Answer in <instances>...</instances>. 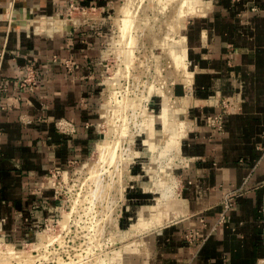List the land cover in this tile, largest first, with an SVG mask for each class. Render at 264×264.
Listing matches in <instances>:
<instances>
[{
	"label": "crops",
	"instance_id": "crops-1",
	"mask_svg": "<svg viewBox=\"0 0 264 264\" xmlns=\"http://www.w3.org/2000/svg\"><path fill=\"white\" fill-rule=\"evenodd\" d=\"M111 1L0 0L2 232L26 228L55 203L52 168L67 172L92 151L104 38L93 24L76 26L62 14L69 2ZM198 6L177 45L192 96L167 107L168 122L187 113L188 128L178 123L181 195L163 223L139 231L150 233L148 255L133 264H264V0ZM30 69L36 82L22 86ZM218 114L221 129L208 122ZM239 188L221 219L225 192Z\"/></svg>",
	"mask_w": 264,
	"mask_h": 264
},
{
	"label": "rangeland",
	"instance_id": "rangeland-1",
	"mask_svg": "<svg viewBox=\"0 0 264 264\" xmlns=\"http://www.w3.org/2000/svg\"><path fill=\"white\" fill-rule=\"evenodd\" d=\"M155 1L130 0L128 11L122 10L125 0L93 6L69 2L63 12V16L77 19L76 26L84 23L98 27L104 38L106 54L95 101L98 134L87 159L72 164L67 172H49L48 182L56 200L53 205L39 209L37 219L27 229L24 226L2 232L0 226V264H133L140 256L146 260L148 250H144L150 233L139 231L149 224L163 223L170 216L175 197L181 195L182 169L186 166L183 136H174L180 134V120L185 130L188 128L187 113H176L178 116L168 122L171 113L167 106L173 100L174 109L183 104V96H192L186 91L182 65L174 62L166 46L156 42L153 35L169 32L173 41L178 33L185 34L186 24L195 16H187L180 30L172 28L174 33L164 26L162 19L166 17L158 15ZM109 82L115 86L113 94L106 87ZM138 96L141 101L133 104ZM102 106L110 111L116 109L117 116L108 118V123L102 121ZM211 118L214 116L208 122L213 125ZM150 126L157 130L164 127V135L157 137L149 131ZM119 127L125 131L116 138L121 140L99 157L98 143L107 144V136L113 141L115 128ZM88 161L96 162L99 175L89 172L85 166ZM102 183L104 186L98 188ZM141 218L150 222L148 226L136 224Z\"/></svg>",
	"mask_w": 264,
	"mask_h": 264
},
{
	"label": "bare ground",
	"instance_id": "bare-ground-1",
	"mask_svg": "<svg viewBox=\"0 0 264 264\" xmlns=\"http://www.w3.org/2000/svg\"><path fill=\"white\" fill-rule=\"evenodd\" d=\"M129 1L130 0H125V3L123 4L124 6L122 7V10H124V11H128L129 9H128V6H129ZM152 2H153V0H152ZM157 6H158V9L156 10L157 11V13H158V15H163L164 17H166L165 19H162V22L165 24L164 26H166V25H168V28L170 27V29L169 30H171L172 28H176V30H177V28L179 29L180 27L182 28V20H183V18H185V16H187L188 14H194V13H196V12H198V10H199V6H198V4H199V0H156L155 2H154ZM143 8V7H142ZM156 8V7H155ZM155 10V9H154ZM126 13V12H125ZM163 17V18H164ZM152 18V17H151ZM120 20V19H119ZM153 20V19H152ZM124 21L125 22H127L126 21V18L124 19ZM161 22V21H160ZM153 24H155V23H153ZM159 24H161V23H159ZM159 24H157V25H159ZM142 26V25H141ZM157 27V26H156ZM167 28V27H166ZM153 29V28H152ZM130 30V29H129ZM165 30V29H164ZM175 30V29H174ZM174 30H171V31H173L174 32ZM180 30V29H179ZM162 31V30H161ZM127 32V31H126ZM150 32H151V30H150ZM155 32H156V30H155ZM157 32H158V30H157ZM162 32H164V31H162ZM177 32V31H176ZM153 33V32H152ZM175 33V32H174ZM178 33V32H177ZM151 34V33H150ZM165 35H163V36H161V34H159L158 35V33L157 34H155L154 33V35H153V37H155V39H157L156 40V42L158 41V43H161L162 45H164V47H165V49H166V51L168 50V52L171 54V56H172V58L175 60L174 62L176 63V64H181L182 65V67H183V59H182V55L180 54V52H178V50H177V45L179 44V42H180V37H181V34H177V36H178V38H174L173 39V41H172V35L169 33V32H166V33H164ZM156 37H158V38H156ZM120 38V37H119ZM138 39V38H137ZM117 40H120V39H118L117 38ZM117 40H116V42H117ZM123 41H124V39H123ZM150 41V40H149ZM117 43H120V42H117ZM152 43V42H151ZM160 44V45H161ZM118 47V46H117ZM162 47V46H161ZM164 47L162 48V49H164ZM164 49V50H165ZM162 52V51H161ZM151 55V54H150ZM154 55V54H153ZM161 56V55H160ZM158 58V57H157ZM153 61V60H152ZM173 62V63H174ZM138 63V62H137ZM155 64V63H154ZM126 65V64H125ZM180 66V65H179ZM149 71V70H148ZM127 73V72H126ZM116 74V73H115ZM155 75V74H154ZM176 76V75H175ZM135 81V80H134ZM145 81V80H144ZM115 83V82H114ZM119 84V83H118ZM150 86V85H149ZM153 86V85H152ZM163 86V85H162ZM109 90H111L112 91V93L111 94H113L115 91H114V89H115V86H113V83H111V82H109V83H107V86H106ZM152 88V87H151ZM155 88V87H154ZM165 88V87H164ZM128 89V88H127ZM108 90V91H109ZM135 90V89H134ZM147 90V89H146ZM156 90V89H155ZM158 90V89H157ZM141 91V90H140ZM149 91V90H148ZM151 91V90H150ZM153 91V90H152ZM163 91V90H162ZM111 94H109V95H111ZM163 95H166V93L165 92H163ZM113 96V95H112ZM114 96H116V94H114ZM147 96V95H146ZM114 98V97H113ZM120 98V97H119ZM125 98H127V97H125ZM147 98V97H146ZM122 99V98H121ZM130 99V98H129ZM141 98H140V96H138V98L136 97V98H134L133 99V101H132V103L133 104H136V103H138V101L140 100ZM110 100V99H109ZM108 100V101H109ZM116 100H118V99H116ZM126 100V99H125ZM128 100V99H127ZM107 101V100H106ZM112 101V100H111ZM141 101V100H140ZM146 101V100H145ZM121 103V102H120ZM124 105H126V102L125 103H122V104H120L119 106H124ZM167 107H169V106H167ZM101 109H102V112L100 113V114H102L101 115V120L102 121H104V122H107L108 123V118H110V117H112L113 116V118H114V116L116 117L117 115H115L116 113H115V111H117L116 109H114L115 111H113V110H111L110 111V109L108 110V108H105V107H101ZM119 110H120V108H119ZM168 110V109H167ZM164 111L166 112V110L164 109ZM119 113V112H118ZM141 113H143V112H141ZM122 116V115H121ZM141 116V115H140ZM118 117H120L119 115H118ZM117 117V118H118ZM116 120V119H115ZM168 121V120H167ZM110 122H111V120H110ZM113 122V121H112ZM143 121H141V123H142ZM138 123V125H139V121L137 122ZM145 123V122H144ZM113 124V123H112ZM109 125H110V123H109ZM181 125V124H180ZM110 127H111V125H110ZM143 127H144V125H143ZM114 128V127H113ZM150 130V132H152V133H155V135L157 136V137H160L161 135L163 136L164 135V133H165V128L164 127H161V130H157L154 126H150V128H149ZM179 129V128H178ZM114 131V130H113ZM115 134H116V136L114 137L115 139H113V141L112 140H108V136H107V138H105L107 141V144L105 143V145H103L104 143H98V150H99V157H103L104 155H106L107 154V152H110L111 151V149L114 147V145L116 144V143H119V139L121 140V138H119V139H116V138H118V135H119V137H120V135H124L123 134V132L125 133V131L123 130V128L122 127H119V128H115ZM107 135H109V133L107 134ZM110 137V136H109ZM122 137V136H121ZM132 137V136H131ZM175 137V139L178 137H176V135L174 136ZM171 138H172V136H171ZM127 140V139H126ZM130 140V139H129ZM147 140V139H146ZM128 141V140H127ZM169 141V140H168ZM120 143H121V141H120ZM121 145V144H120ZM150 148V147H149ZM117 152V151H116ZM128 152V151H127ZM113 153V152H112ZM121 153V152H120ZM97 154V153H96ZM95 154V155H96ZM125 157V156H124ZM129 158V157H128ZM131 159V158H130ZM101 161V160H100ZM119 161V160H118ZM102 163V162H101ZM120 163V162H119ZM130 163V162H129ZM103 164V163H102ZM116 164V163H115ZM97 164H96V162H92V161H88L86 164H85V166L88 168V170H89V172L91 173V174H97L98 173V175H99V170H98V168H97V166H96ZM100 168V167H99ZM113 169V168H112ZM111 170V169H110ZM116 170V169H115ZM102 171V170H101ZM103 172V171H102ZM107 172V171H106ZM102 178V177H101ZM94 180V179H93ZM101 185H103L104 186V184L102 183V184H98V188H99V186H100V188L101 187H103V186H101ZM106 185V184H105ZM80 187V186H79ZM106 187V186H105ZM104 187V188H105ZM166 190V189H165ZM106 191V190H105ZM104 190H103V194H104V192H105ZM162 191H164V190H162ZM167 191V190H166ZM85 192V191H84ZM99 192H100V190H99ZM165 192V191H164ZM167 193V192H166ZM100 195H102V194H100ZM166 195V194H165ZM110 200V199H109ZM160 204V203H159ZM155 205V204H154ZM83 207V206H82ZM91 207V206H90ZM155 211V210H154ZM63 214V213H62ZM67 217H68V213H66V214H64V220H66L67 219ZM63 220V221H64ZM93 237V236H92ZM94 244V243H93ZM12 249H13V247H12ZM14 252V251H13ZM9 255V254H8ZM1 256V255H0ZM5 256V255H4ZM8 257V256H7ZM0 258H2V257H0ZM6 258V257H5ZM16 258V257H15ZM18 258V257H17ZM1 261V260H0ZM6 261V260H5ZM19 261V260H18ZM3 262V261H2ZM4 263V262H3Z\"/></svg>",
	"mask_w": 264,
	"mask_h": 264
},
{
	"label": "built area",
	"instance_id": "built-area-1",
	"mask_svg": "<svg viewBox=\"0 0 264 264\" xmlns=\"http://www.w3.org/2000/svg\"><path fill=\"white\" fill-rule=\"evenodd\" d=\"M0 58H1V56H0ZM35 82H36V76L34 73V69H30L27 72V74L21 78L20 84L22 86L23 85H32V84H35ZM6 90H7V84L4 80V77L0 75V102H1L3 94L6 92ZM0 108H2V109L5 108V105L0 103ZM211 121H212V123H214L213 125H215L218 129H221L222 122H221L220 116H218V115L214 116V118H211ZM0 132H1V129H0ZM262 155L264 156V150L262 152ZM52 169H55L56 171L61 170L59 168H52ZM238 193H241V188L235 189V190H229L226 192L225 197L223 198L224 200H223V210L221 212V219H223L225 217L226 211L230 208V206H232V204L234 202V198ZM188 236L190 238H192V237H194V233L192 231H190Z\"/></svg>",
	"mask_w": 264,
	"mask_h": 264
}]
</instances>
